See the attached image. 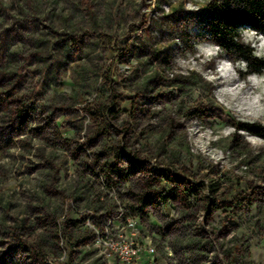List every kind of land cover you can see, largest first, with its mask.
Returning <instances> with one entry per match:
<instances>
[{
    "label": "rangeland",
    "instance_id": "374dc122",
    "mask_svg": "<svg viewBox=\"0 0 264 264\" xmlns=\"http://www.w3.org/2000/svg\"><path fill=\"white\" fill-rule=\"evenodd\" d=\"M224 1L0 0V264H116L84 222L120 210L115 227L134 218L137 241L155 248L149 264H172L166 248L177 264H264V148L226 136L194 155L172 113L221 111V123L264 128L211 102L186 106L199 78L170 79L178 46L160 42L180 35L192 49L191 32L207 38ZM132 59L121 78L117 66ZM158 103L169 107L151 111ZM212 149L223 156L206 158ZM113 157L133 161L131 171Z\"/></svg>",
    "mask_w": 264,
    "mask_h": 264
},
{
    "label": "clouds",
    "instance_id": "9594fccd",
    "mask_svg": "<svg viewBox=\"0 0 264 264\" xmlns=\"http://www.w3.org/2000/svg\"><path fill=\"white\" fill-rule=\"evenodd\" d=\"M150 3L152 7H155V0H150ZM185 8L190 11L198 10L191 2L186 3ZM191 28H195L194 22H192ZM236 32L237 35L233 38V42L248 48L253 58L264 61V30L242 25L236 29ZM155 35L160 36L159 33H155ZM191 36L192 49L190 50L185 49L184 41L180 35L174 36L171 40L164 37L160 41L164 46L173 41L178 46L174 49V55L171 57L172 69L168 73L170 79L177 76L190 77L193 73L199 78L196 87L188 93L191 100L187 102L186 106L207 105L211 102L223 111L230 113L237 122L259 124L261 128H264V68L259 71L253 70L250 60L242 56L230 55L229 49L214 40L197 37L194 31L191 32ZM136 63L135 59L129 62H121L117 66L121 78L130 76ZM156 66L159 67L158 61ZM64 91L65 89H59L60 93ZM120 91L123 92L124 89H120ZM54 94L53 91H49L47 95L51 97ZM243 97H248L252 104L243 103ZM93 98L90 97L89 99ZM149 107L153 112H160L162 108H167L169 105L158 103ZM172 115L182 125V127L177 128V137L183 138L185 143L191 146L194 155H199L202 146L208 141H219L221 137L226 136L242 137L246 143L256 150L264 148V136L253 133L246 128L238 127L231 122L221 123L218 119L222 115L221 111H214L211 116H206L200 112H194L189 116H176L174 111ZM59 119H65V117H59ZM214 121L215 123H213ZM91 122L90 117L83 121L85 132L87 131V125ZM152 123L156 124L158 121L154 120ZM81 136H84L83 132ZM81 142L83 143V139ZM211 152L223 156V153H220L218 149H212L205 153V157L207 158ZM111 159L115 161L117 168L131 171L133 161L130 159L124 157L118 159L113 157ZM149 167L145 165L146 170ZM102 191L108 194L109 200L114 201L116 204L122 203L115 190L108 192L107 189H102ZM68 203L71 204V201L69 200ZM111 223L112 221L109 218L103 220L89 218L85 220L84 227L96 233L99 237L102 230L109 232ZM60 243L62 247L65 245L63 240ZM101 243L102 241L97 238L95 246L99 248ZM165 252L169 258H172V264H177L172 249L166 248ZM67 258L68 252L65 251L61 260L66 261Z\"/></svg>",
    "mask_w": 264,
    "mask_h": 264
},
{
    "label": "trees",
    "instance_id": "16d2710c",
    "mask_svg": "<svg viewBox=\"0 0 264 264\" xmlns=\"http://www.w3.org/2000/svg\"><path fill=\"white\" fill-rule=\"evenodd\" d=\"M242 25H249L253 28L264 30V0L222 2L219 5L218 16L209 25L207 38L229 49V53L250 60L252 69L259 71L264 68V61L253 58L248 48L233 42V38L237 35L236 29ZM113 111L114 109H109V112ZM26 116L25 111L18 113V118L21 122L26 120ZM238 127L246 128L263 136L262 130L254 125L242 124L238 125ZM153 172L173 184H179L183 181V177L177 175H172L171 178L167 177L163 170L154 169Z\"/></svg>",
    "mask_w": 264,
    "mask_h": 264
},
{
    "label": "built area",
    "instance_id": "2783aa9c",
    "mask_svg": "<svg viewBox=\"0 0 264 264\" xmlns=\"http://www.w3.org/2000/svg\"><path fill=\"white\" fill-rule=\"evenodd\" d=\"M92 219V215L88 219ZM123 219V210L114 217L113 221ZM111 225L114 232L95 233L94 247L97 249L99 256L104 262H115L116 264H149L150 258L155 254V248L149 243L143 245L142 242L137 241L138 227L134 218H125L123 225L115 227L114 223ZM111 227V226H110ZM99 238L102 243L98 248L95 242Z\"/></svg>",
    "mask_w": 264,
    "mask_h": 264
}]
</instances>
